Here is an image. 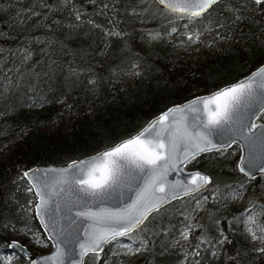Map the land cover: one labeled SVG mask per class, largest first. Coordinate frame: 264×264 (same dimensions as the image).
Returning a JSON list of instances; mask_svg holds the SVG:
<instances>
[{"label":"trees","instance_id":"obj_1","mask_svg":"<svg viewBox=\"0 0 264 264\" xmlns=\"http://www.w3.org/2000/svg\"><path fill=\"white\" fill-rule=\"evenodd\" d=\"M22 1L23 5H17L8 0L12 5L0 12V139H11L6 144L9 153L0 159V236L4 240L19 226L43 234L30 210L34 195L21 178L24 168L63 164L97 151L136 131L168 105L232 82L264 62V12L251 0L247 9L252 7V14L243 23H229L225 31L232 43L218 46L214 56L201 63L175 58V46L166 33L173 25H183L174 16L161 14L163 7L154 0ZM239 2L220 0L191 24L185 18L188 31L203 26L199 19L220 20L225 5ZM45 3L55 4L58 10L49 11ZM21 9L41 15L28 18L29 13L21 15ZM230 16L223 20L230 21ZM105 30L125 35L106 37ZM149 32L160 33L161 38L151 40ZM28 53L31 57L25 59ZM131 63L141 66V76L122 81ZM92 80L97 83L92 85ZM38 98L49 102L40 111H29L37 107L27 105ZM66 114L69 125H64ZM259 119H264V110ZM237 148L233 143L221 150L222 155L202 153L186 164L207 172L211 183L200 192L168 202L159 213L152 212L137 229L144 249L134 259L125 258L126 264H175L190 249L189 264H264L252 251L255 247L249 244L241 222L249 201L264 205V181L262 176L243 178L236 167ZM235 184L247 185L245 202L239 206L226 198L228 186ZM202 196L207 199L199 211L201 201L197 205L196 200ZM255 211L264 225V209ZM194 217L199 227L185 251L173 242ZM221 232L232 239V253L212 259ZM99 255L90 253L83 264H99ZM112 258L109 255L105 263ZM17 264L28 262L23 259Z\"/></svg>","mask_w":264,"mask_h":264},{"label":"snow or ice","instance_id":"obj_2","mask_svg":"<svg viewBox=\"0 0 264 264\" xmlns=\"http://www.w3.org/2000/svg\"><path fill=\"white\" fill-rule=\"evenodd\" d=\"M68 2L69 0H61L64 4ZM154 2L163 6L161 14H169L177 19L187 18L188 23L191 24L197 18L204 17L209 9L220 3V0H154ZM251 3L259 6L264 12V0H251ZM44 7L49 11L58 10L55 4L45 3ZM107 7L108 5L105 4L104 8ZM247 7V0H240L232 7L233 18L227 23L245 22L246 18L239 13ZM23 11L29 13L28 18L41 15L31 9ZM132 11L136 13V9ZM16 15L19 16L20 13L17 12ZM76 19H80L79 13H76ZM218 26L223 27L224 23L218 22ZM184 27L187 28L188 25ZM174 32H177L175 27L166 34L171 35ZM261 34L264 35V32ZM104 35L122 37L125 33L105 30ZM147 35L151 40L161 38L160 33L149 32ZM185 39L187 42L196 43L199 36L196 33H189ZM105 50L106 48L102 49L99 54L103 55ZM30 57L31 53H28L25 59ZM140 67L135 63L128 65L134 77L141 76ZM90 83L95 85L97 81L92 80ZM48 102L44 98H38L27 106L44 107ZM261 110H264V64L237 83L218 88L205 96L195 97L183 105L168 108L134 134L109 143L108 146L85 159L73 160L67 168L59 170L61 176L70 170L73 191L78 201H83L84 210L77 212L76 218H84L92 222L89 226L88 240L79 245L78 255L83 258L90 253L96 254L102 250L103 244L115 241L118 237L131 238L130 234L139 229L152 212L159 213L162 206L171 199L206 189L211 179L201 172L189 173L186 180L179 182L169 181L168 176L185 163H191L202 153L215 151L222 155L221 150L230 147L238 137L248 145L250 152L247 158L241 157L240 164L237 165L238 170L248 175L250 179H255L252 175L254 170L264 174V162L258 161L254 148L257 142L264 143V131L257 134L254 129L264 128V125L249 122L257 111ZM245 129L250 135L245 134ZM212 136L223 142L214 144L210 139ZM39 172L38 169L25 170L21 178L33 179L32 187L27 188V191L37 190L36 195L40 197V202L36 205V213L41 217L42 222L44 216L48 217L44 229L49 234L45 238H37L32 229L27 228L26 239L33 246L44 247H48L44 239L49 242L55 241V251L49 255L35 257L30 254L28 245L21 240L11 239L5 242L0 238V248L13 250V254L6 258L0 253V264H12L17 252L27 258L28 264H63L64 253L59 247L61 243L69 245V264H72L71 258L77 255L68 235L57 226V213L67 208V204L62 205L57 199L64 189L57 190L55 185L49 187L48 184H43L41 187L37 175ZM47 175L48 173L44 172V176ZM136 181H143V186L141 187ZM125 182L128 190L135 193V199L131 204L116 210L102 209L95 212L88 208L90 202L103 201L125 185ZM63 183L68 181L65 180ZM246 187V184L228 186L226 198L235 199L246 191ZM196 203L199 205L200 200L197 199ZM256 208L264 209V205L252 204L249 201L248 206L241 213L243 217L241 222L245 224V234L248 239L260 242V246L253 248L252 251L264 255V226L258 225L252 215ZM67 210L71 211V209ZM4 227L7 228L9 225ZM191 227L193 226L189 225L182 233L185 239L188 238V230ZM14 230L20 232V229ZM61 237L63 239H60ZM225 242L232 243L221 232V238L217 243L223 246ZM126 248L127 255H135L141 251L140 248L131 246Z\"/></svg>","mask_w":264,"mask_h":264},{"label":"rangeland","instance_id":"obj_3","mask_svg":"<svg viewBox=\"0 0 264 264\" xmlns=\"http://www.w3.org/2000/svg\"><path fill=\"white\" fill-rule=\"evenodd\" d=\"M14 4L17 5H23L22 0H13ZM12 5V3H9L8 0H0V12L4 11L6 6ZM156 4V3H155ZM157 5V4H156ZM233 6L231 5H225V14L220 15V20L208 18L207 20L199 19L198 22L202 23L203 26L199 30H193V31H188L187 28L184 27L186 24L185 19H179L180 23L183 25L181 28H179L177 25H173L168 29V32L171 31L173 27L177 29V32L171 33V35H166V39L172 41V44L175 46V52H176V59L186 61L189 60L190 62H196V63H201L205 62L207 59L211 58L214 56L218 46L220 45H230L232 43V38L225 32L227 28L229 27L228 21L223 20L226 14H230L231 18H233V12L231 11ZM24 9H21V15L24 13ZM253 12V8H249L246 10L241 11L239 14L244 16V17H249ZM218 22L224 23L223 27L218 26ZM167 32V33H168ZM189 33H196L199 36V39L196 43H190L186 41V35ZM181 41H184V43H181ZM122 81H128L132 82L134 79V76L131 75V69L128 68L125 70L124 75L120 78ZM29 111H40L42 110L41 107L34 108L33 110ZM64 120V125H69L70 123V115L66 114L63 118ZM263 120V119H259ZM11 140L10 138H1L0 139V159L9 153V150L6 146L7 142ZM238 147V146H237ZM239 153V149L237 148V155ZM237 160V159H236ZM243 176V175H242ZM247 180L246 177L243 176ZM248 180H253V179H248ZM247 180V181H248ZM262 181H264V175L261 178ZM253 182V181H252ZM27 183V182H26ZM240 184H235L234 186H239ZM29 186V185H28ZM247 196V191H244L242 194L237 196L235 199L231 200L232 204L235 206H239L242 203L245 202ZM206 197L202 196L200 201L201 204L199 205L198 210L200 211L203 203L206 201ZM34 202V201H33ZM31 203V211H32V204ZM253 218L255 219L256 223L258 225L264 226L260 222V214L257 211H254L252 213ZM191 225L190 230H188V238L185 239L182 233L187 229V227ZM187 227L183 228L175 241L173 242L174 245L180 246L181 249H184L187 251V248L191 246L192 242L195 239V232L194 229L199 227V224L196 221V218H192V220L189 221ZM245 228V224H244ZM15 229H20V232H16L14 229L10 231V238L14 239H19L21 242H24L25 244L28 245V248L31 250V252L35 254H40L43 252H47L50 250L51 245L47 239H44V243L48 245V247L44 246H33L32 243H30L26 237H27V231L24 227L19 226L16 227ZM33 233H35V236L37 238H45L44 234H41L39 231L34 230ZM131 238L129 237H118L115 241H111L109 243V250L104 251V249L99 252V264H106L105 259L109 255H113V258L110 259L109 264H126L125 258H136L140 255V253L144 249V242L141 239V232L139 230H135L131 233ZM219 237L218 239H220ZM23 240V241H22ZM249 244L253 247L260 246L259 241H252L249 239ZM126 246H131L132 248H140L141 251L135 255H127V248ZM0 253L4 255V257H8L13 254L12 251H9L4 248H0ZM192 250L190 249L189 251L185 252V254L178 260L177 263L175 264H189V259L191 256ZM213 253H216L213 255ZM228 254V245L227 242L221 246L220 244H216L215 248L211 251V258L215 259L218 257H226ZM260 259L264 261V255H260ZM20 260H23L21 256L16 254L12 264H17Z\"/></svg>","mask_w":264,"mask_h":264},{"label":"water","instance_id":"obj_4","mask_svg":"<svg viewBox=\"0 0 264 264\" xmlns=\"http://www.w3.org/2000/svg\"><path fill=\"white\" fill-rule=\"evenodd\" d=\"M262 64H264V62L260 63L255 68H253L252 70H250L249 72H247L246 74H244L243 76L239 77L238 79H236L232 82L225 83V84H223V85H221V86H219V87H217L211 91L196 94V95H193L190 98H187L183 101L172 103V104L168 105L167 107H165L161 111H159L156 114L149 117L146 120V122L142 126H140L136 131L140 130L143 126H146L149 123V121L158 117L162 112L166 111L168 108H170L174 105H183V104L187 103L188 101L194 99L195 97L205 96V95L209 94L210 92L217 90L218 88L224 87L226 85L237 83L238 81L249 76L253 71H255ZM262 111L263 110L257 111L256 115L254 117H252L249 122L256 124V125H264V119L259 120V114ZM136 131L132 132L129 135L134 134ZM254 131H256L257 134H259L261 131H264V128H257V129H254ZM245 134L250 135V133H248L247 129H245ZM129 135H127V136H129ZM127 136H124L122 138H125ZM122 138H120V139H122ZM210 139H212V142L214 144H218V143L223 142L222 140H217V138L215 136L210 137ZM234 143L238 146V149H239V153H238L237 160H236V167H237V165L240 164L241 157L244 156L247 158L250 155V152H249L248 145H246L244 143V141L241 140L239 137L235 140ZM103 148H101V149H103ZM254 148H255V155H256L258 161L264 162V143L257 142V144L254 145ZM101 149H99L97 151H100ZM97 151L83 155V156L78 157V158L70 159L63 164H53V163L34 164V165L28 166L22 170V173H23V171L29 170V169L40 170V172L37 175L39 176V181H40L41 187L43 186V184H48L49 187L55 185L57 190H59L60 188L64 189L63 193H61V196L57 197V199L60 201V203L62 205L67 204V208L62 210L61 212L57 213V219H58V225L57 226L60 228V230L62 232L65 233V235H68L71 246L75 248V251L77 253L76 256H73L71 258L72 264H83L85 256L83 258H81L78 255V253L80 252L79 245L81 243L87 242L88 232L90 230L89 226L91 225L92 222L86 221V220H84V218H76V213L84 210V208L82 207L83 201H78L77 196L75 195V193L73 191V186L71 185L70 170L68 173H65L63 176H61L59 174V170L67 168V165L71 161H73V160L79 161L81 159H85L88 156L94 155L95 152H97ZM186 164L187 163L180 166L179 170L172 172L168 176V180L169 181H175V182L186 180L188 178V174L192 173V172H201V173L209 176L211 179V176L207 172H205L201 169H198V168H187ZM53 170H55V171H53ZM237 170H238V167H237ZM44 172H47L48 175L44 176ZM241 174L244 177H246L247 179H250L249 176L246 175L245 173H241ZM252 175L257 177V176H262L264 174L260 173L258 170H254ZM24 179L27 182V184L29 185V187H32V184L34 182L33 179L31 177L24 178ZM65 180H67L68 183H63V181H65ZM136 183H139L141 185V187L143 186V181H136ZM36 191H37L36 189H34L32 191V194L34 195V202L32 204V213H33L35 219L37 220V223H38L40 229L42 230L44 236L47 237V235L49 233L45 231L44 223L47 222L48 217L44 216L43 222H42L41 217H39L36 213V205L40 202V197L38 195H36ZM177 192H179V189H177ZM186 195H188V194H186ZM182 196H185V195H179L178 198L182 197ZM134 199H135L134 191H129L128 187L126 186V182H125V185H122L120 188H118L117 191L114 192L110 197L104 199L103 201L90 202L87 206L89 209H91L94 212L102 210V209L116 210L119 208L126 207L128 204H131ZM172 200H174V199H171L170 201H172ZM73 203H75V206H73ZM67 209H71V211L69 212ZM1 237L2 236H0V238ZM11 239H14V238H6L5 242H7L8 240H11ZM60 239H63V237H61ZM77 240L79 241L78 243H77ZM229 240L232 241L231 238H229ZM22 243H24V242H22ZM49 243L51 245V248L47 252L35 254V253L31 252V250L29 248H28V250H29L30 254L32 256H35V257H39V256H43V255H49L51 252L55 251V247H54L55 241H52ZM106 244L102 245V250ZM59 247H60L61 252L64 253L63 264H69V245L66 243H61L59 245ZM228 248H229V251L232 252L233 242L231 244L228 243ZM6 249L13 252L12 249H9V248H6ZM102 250L98 251L97 253L101 252ZM16 254L21 256L24 260H27V258L24 257L19 252H17ZM27 262H28V260H27ZM143 264H145V263H143Z\"/></svg>","mask_w":264,"mask_h":264},{"label":"flooded vegetation","instance_id":"obj_5","mask_svg":"<svg viewBox=\"0 0 264 264\" xmlns=\"http://www.w3.org/2000/svg\"><path fill=\"white\" fill-rule=\"evenodd\" d=\"M262 176H263V175H262ZM227 245H228V243H227ZM228 251H229V248H228ZM229 253H232V252L229 251Z\"/></svg>","mask_w":264,"mask_h":264}]
</instances>
